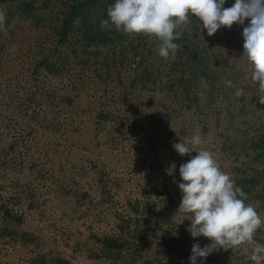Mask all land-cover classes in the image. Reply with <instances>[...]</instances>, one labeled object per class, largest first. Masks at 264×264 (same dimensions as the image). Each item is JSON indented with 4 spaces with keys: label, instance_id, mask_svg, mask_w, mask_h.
Masks as SVG:
<instances>
[{
    "label": "rangeland",
    "instance_id": "obj_1",
    "mask_svg": "<svg viewBox=\"0 0 264 264\" xmlns=\"http://www.w3.org/2000/svg\"><path fill=\"white\" fill-rule=\"evenodd\" d=\"M113 2L0 0V264H189L193 243L210 240L193 238L178 210L190 157L173 144L197 133L264 217L248 21L209 36L193 16L165 60L154 36L101 27ZM250 251L204 264H252Z\"/></svg>",
    "mask_w": 264,
    "mask_h": 264
},
{
    "label": "clouds",
    "instance_id": "obj_2",
    "mask_svg": "<svg viewBox=\"0 0 264 264\" xmlns=\"http://www.w3.org/2000/svg\"><path fill=\"white\" fill-rule=\"evenodd\" d=\"M227 3L228 0H114L101 27L154 36L159 41L158 55L167 60L181 47L175 41L181 38L183 31L179 29L190 24L191 17L199 20L201 30L206 29L209 36L234 23L243 26L247 20L242 32L243 55L251 80L264 93V0H234L225 7ZM5 21L6 14L0 11V27ZM226 84L234 87L231 80ZM243 94L242 88L236 89V96ZM259 100L264 103V95ZM201 144L199 133L173 144L178 154L190 157L179 165L180 179L175 181L182 197L178 210L191 217L187 230L193 238L210 240L203 246L198 240L193 243L189 264H204L213 252L244 244L251 245L247 259L252 264H264V244L255 242L257 231L264 228V217L246 203L247 194L222 170L214 152L198 148ZM176 169L177 164L172 162L166 173L174 176ZM244 251L248 253L247 248Z\"/></svg>",
    "mask_w": 264,
    "mask_h": 264
}]
</instances>
